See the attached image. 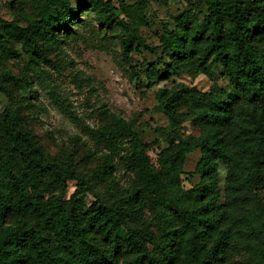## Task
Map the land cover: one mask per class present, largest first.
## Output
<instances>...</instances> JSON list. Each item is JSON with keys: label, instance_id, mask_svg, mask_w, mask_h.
<instances>
[{"label": "trees", "instance_id": "obj_1", "mask_svg": "<svg viewBox=\"0 0 264 264\" xmlns=\"http://www.w3.org/2000/svg\"><path fill=\"white\" fill-rule=\"evenodd\" d=\"M129 12L123 0H46L27 27L0 21V46L28 58L25 83L8 72L14 90L0 85L10 101L0 111V264H264V0H205V9L179 17L157 46L131 28ZM86 16L117 35L126 57L137 40L161 58L160 68L147 70L151 84L193 70L210 78L221 71L230 81L229 90L182 85L178 100L167 98L169 118L178 119L177 104L188 106L200 134L161 154L160 168L135 123L111 113L110 126L95 132L107 148L101 171L110 199L91 205L30 193L48 182L91 190L73 157L48 156L31 127L38 98L30 67L49 64ZM125 141L136 178L124 187L115 152ZM196 150L200 180L186 188L184 166ZM220 164L227 168L223 192ZM43 231L55 235L56 248Z\"/></svg>", "mask_w": 264, "mask_h": 264}, {"label": "rangeland", "instance_id": "obj_2", "mask_svg": "<svg viewBox=\"0 0 264 264\" xmlns=\"http://www.w3.org/2000/svg\"><path fill=\"white\" fill-rule=\"evenodd\" d=\"M69 1L76 5V0ZM119 1L114 0L117 5ZM123 1L130 7L127 20L131 28L137 30L140 38L150 46L159 45L163 33L174 29L179 17L190 10L205 9V0ZM45 5L46 0H0V21L16 20L27 27L41 15ZM133 42L134 50L126 57L117 35L100 28L91 16H86L78 26L77 34L68 39L61 50L49 54V64L30 67L38 98L32 100L37 105V112L31 127L48 156L62 163L73 157L76 172L86 178L91 189L79 194L76 181H69L66 191L48 182L43 188L31 187L32 197L40 194L45 199L54 197L66 202L76 199L85 205L99 199L109 200L101 171V156L107 148L95 132L110 126L111 113L121 114L135 123L140 137L149 145L151 161L160 168L161 154L176 150L181 138L200 134L188 106L177 104L178 119L174 122L169 118L163 108L167 98L176 95L178 100L182 85L208 87L215 83L230 89V81L221 71L210 78L193 70L151 84L147 70L152 65L160 68L163 61L154 53L139 48V41ZM8 50H11L10 46H0V85L8 84L13 89L8 72L25 83L23 64L28 58L25 55L12 58ZM9 102L0 91V111ZM225 136L232 139L228 131ZM129 150L130 145L125 141L118 153L115 152L116 177L124 187L136 178V173L127 164ZM200 157V150L188 157L183 175L186 188L200 180L198 175H193ZM226 172V166L220 164L222 192ZM43 233L48 245L56 248L55 235Z\"/></svg>", "mask_w": 264, "mask_h": 264}]
</instances>
